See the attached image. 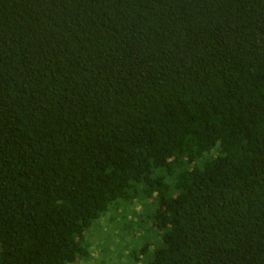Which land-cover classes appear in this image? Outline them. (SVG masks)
Listing matches in <instances>:
<instances>
[{
    "label": "trees",
    "instance_id": "16d2710c",
    "mask_svg": "<svg viewBox=\"0 0 264 264\" xmlns=\"http://www.w3.org/2000/svg\"><path fill=\"white\" fill-rule=\"evenodd\" d=\"M97 249L264 264V0H0V264Z\"/></svg>",
    "mask_w": 264,
    "mask_h": 264
},
{
    "label": "rangeland",
    "instance_id": "374dc122",
    "mask_svg": "<svg viewBox=\"0 0 264 264\" xmlns=\"http://www.w3.org/2000/svg\"><path fill=\"white\" fill-rule=\"evenodd\" d=\"M145 205H147V202H138V201H136L135 202V204H134V206H135V208H144L145 207ZM134 208V207H133ZM141 208V209H142ZM140 213V212H139ZM114 225H113V223H110L109 222V220L107 221H101V227H103V229H102V235H108L109 234V232L113 229L112 227H113ZM142 231V230H141ZM112 233H113V236L112 237H115V241L116 240H120V237L118 236H116V231H112ZM118 233V232H117ZM138 233H141V232H136V236H135V234H131V235H127L126 237H125V239L124 240H122L121 242V244L122 245H127V246H125V247H128V249L130 250L129 252H132L133 251V249H135V245H136V243L137 242H139L138 241V237L140 236ZM143 233V232H142ZM138 235V236H137ZM122 236L123 235H121V238H122ZM117 237V238H116ZM97 243H99V245L100 246H102L103 244H102V241H100L99 240V242L97 241ZM112 244H114L115 245V243H113L112 242ZM112 252L113 253H111V254H108L107 255V257L105 258V261H108L109 262V264H118L119 262H118V260L120 259V257H121V255L118 257L116 254L119 252L118 251V249H113L112 250ZM128 252L126 251V250H124V253H123V255H125L126 256V254H127ZM129 254V253H128ZM116 256L118 257V259L116 258ZM102 258H104V256H103V254L97 249V250H95V252H94V254H93V259H92V263L90 262V263H88V264H99L100 263V261H103V259Z\"/></svg>",
    "mask_w": 264,
    "mask_h": 264
}]
</instances>
